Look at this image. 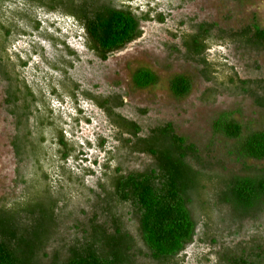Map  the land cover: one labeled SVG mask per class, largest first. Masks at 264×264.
<instances>
[{"label": "rangeland", "instance_id": "rangeland-1", "mask_svg": "<svg viewBox=\"0 0 264 264\" xmlns=\"http://www.w3.org/2000/svg\"><path fill=\"white\" fill-rule=\"evenodd\" d=\"M114 1L130 6L136 13L148 12L150 20L139 24L138 38L104 61L85 49L82 30L72 18L43 10L34 12L39 30L19 38L10 53L27 60L22 77L33 92L44 96L55 126L61 128L65 138L82 154H77L76 159L70 156L63 165L65 171L71 172L70 180L67 174L60 175L56 147L49 130H44L47 139L41 169L47 174L49 187L64 195L57 201V231L46 246L49 256L55 252L63 256L64 247L80 239L82 230L99 214L98 195L102 193L99 185L107 180L106 167L109 171L119 167L128 173L144 172L153 166L148 157L131 149L125 135L118 137L111 120L91 98L119 97L122 105L115 113L136 124L139 137L168 126L197 152L187 159L195 169H205L222 179L264 169V161L235 162L229 156L235 141L214 135L211 130L212 122L223 114L240 125L242 134L264 129V49L248 48L230 39L251 22L264 28V0ZM201 25L212 26L202 60L213 67L210 73L214 79L203 77L201 57L186 56L182 44ZM28 27L25 30L29 31ZM67 65L63 77L61 70ZM220 66L239 80L251 82L248 92L216 88L215 82L222 80L218 74ZM138 68L155 74L156 84L145 89L134 88L131 74ZM176 75L190 82L189 92L182 98L173 97L167 89L168 81ZM64 81L78 86L75 98L79 112L60 85ZM6 88L0 76V204L8 205L20 200L35 170L31 159L18 157L12 146L18 133L5 101ZM27 119L31 129L33 117ZM75 176L82 177L79 184ZM208 193V213H203L196 204L190 206L196 224L194 236L175 263L222 264L219 254L226 251L239 252L255 244L264 247V206L260 212L239 217L229 206L216 200L214 191ZM115 211L122 218L123 227L137 239L130 207L119 206ZM137 248L142 249L138 243ZM134 264L156 263L138 253Z\"/></svg>", "mask_w": 264, "mask_h": 264}, {"label": "trees", "instance_id": "trees-1", "mask_svg": "<svg viewBox=\"0 0 264 264\" xmlns=\"http://www.w3.org/2000/svg\"><path fill=\"white\" fill-rule=\"evenodd\" d=\"M113 3L114 0H0V76L7 85L5 101L18 133L12 146L18 157L31 159L35 170L19 201L0 204V264H134L138 253L156 264H178L175 260L191 243L196 227L190 206L196 204L203 213H208V191H214L216 200L229 206L239 217L260 212L264 206V169L225 179L205 169H195L187 159L197 152L175 136L168 126L139 137L138 126L115 113L122 105L119 97L89 98L111 120L118 137L125 135L131 149L148 157L153 166L144 172L128 173H123L119 167L111 171L106 167L104 177L107 180L99 185L102 192L98 195L99 214L90 220L86 230H82L80 239L64 247L63 256L56 252L50 256L46 254V246L57 231V201L64 195L49 187L47 174L41 169L47 139L44 130H49L56 147L60 175L67 174V179L71 172L65 171L63 165L70 156L76 159L81 151L76 150L61 128L55 126L44 96L33 92L22 77L27 60L10 53L19 38L39 30L34 12L43 10L72 18L82 30L85 49L104 61L108 55L138 38L139 24L150 20L148 12L136 13L128 5ZM7 5L14 8L8 9ZM19 23L29 27L24 25L23 28ZM27 27L29 31L25 30ZM211 29L212 26L201 25L182 42L186 56L201 57L205 79H214L210 73L213 67L202 60ZM230 39L248 48L264 49V28L251 22L233 33ZM68 65L61 70L63 77ZM222 67L218 73L222 80L215 82L216 88L248 92L251 82L239 80L233 72ZM156 82L155 74L146 68H138L131 74V83L136 89L154 86ZM60 85L79 112L75 98L78 86L67 81ZM167 89L173 97L182 98L189 92L190 82L176 75L168 81ZM51 91L57 94L56 90ZM28 117H33L31 129ZM211 130L214 135L235 141L229 152L235 162L264 161V129L242 134L240 125L223 114L212 122ZM82 177L75 176L78 184ZM119 206L130 207L136 221L137 239L123 227L122 218L115 211ZM99 215L101 219L97 220ZM205 219H209L207 214ZM219 257L222 264H264V247L255 244L239 252L226 251Z\"/></svg>", "mask_w": 264, "mask_h": 264}]
</instances>
